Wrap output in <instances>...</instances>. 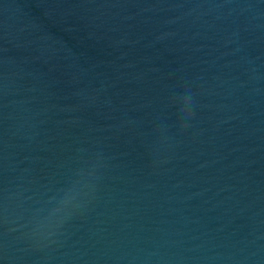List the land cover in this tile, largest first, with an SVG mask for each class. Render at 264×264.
I'll return each mask as SVG.
<instances>
[{"label": "water", "instance_id": "water-1", "mask_svg": "<svg viewBox=\"0 0 264 264\" xmlns=\"http://www.w3.org/2000/svg\"><path fill=\"white\" fill-rule=\"evenodd\" d=\"M0 264H264V0H0Z\"/></svg>", "mask_w": 264, "mask_h": 264}]
</instances>
